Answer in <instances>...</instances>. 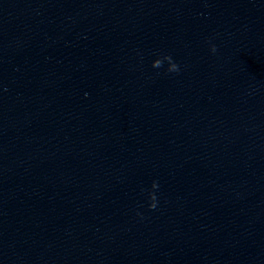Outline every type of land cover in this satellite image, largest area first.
Returning <instances> with one entry per match:
<instances>
[{
	"label": "clouds",
	"instance_id": "1",
	"mask_svg": "<svg viewBox=\"0 0 264 264\" xmlns=\"http://www.w3.org/2000/svg\"><path fill=\"white\" fill-rule=\"evenodd\" d=\"M211 51L213 53L216 52L215 45H212ZM164 61H167L168 62V68H167V71L168 72H170V73L171 72H179V66L175 62H173L172 57L170 55H165L161 59H157L156 61H154L152 63V67L153 68H160V67L163 66ZM158 187H159L158 182L153 181V183L151 185L152 191H148V200H149L148 208L150 210L155 209L156 206H157V203H156L157 196H156L154 190H156Z\"/></svg>",
	"mask_w": 264,
	"mask_h": 264
}]
</instances>
